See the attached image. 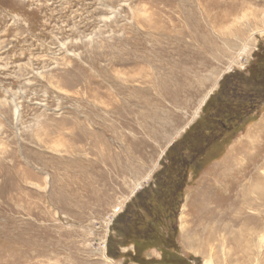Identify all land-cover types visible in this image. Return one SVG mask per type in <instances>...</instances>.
Returning <instances> with one entry per match:
<instances>
[{
	"label": "rangeland",
	"instance_id": "rangeland-1",
	"mask_svg": "<svg viewBox=\"0 0 264 264\" xmlns=\"http://www.w3.org/2000/svg\"><path fill=\"white\" fill-rule=\"evenodd\" d=\"M263 30L264 0H0V264H264Z\"/></svg>",
	"mask_w": 264,
	"mask_h": 264
},
{
	"label": "bare ground",
	"instance_id": "bare-ground-1",
	"mask_svg": "<svg viewBox=\"0 0 264 264\" xmlns=\"http://www.w3.org/2000/svg\"><path fill=\"white\" fill-rule=\"evenodd\" d=\"M258 32V31H257ZM260 33H264V30L263 31H259ZM245 49V48H244ZM240 52H242V51H240ZM223 75V74H222ZM221 76V75H220ZM222 77V76H221ZM215 85V84H214ZM218 85V84H217ZM214 88H215V86L214 87H212L209 91H208V93L205 95V97L203 98V100H202V102H201V104H200V107L198 108V110H197V114H198V112H199V110H201L202 108H203V106L205 105V103H206V101L208 100V98H209V96L212 94V92H213V90H214ZM216 89V88H215ZM197 118V117H196ZM192 120H195V118H193ZM189 121V123H187L186 124V126L184 127V128H182V130L180 131V133H183L184 131H185V129L191 124V123H193V121ZM187 130V129H186ZM180 133H178L177 135H180ZM177 138V137H176ZM165 152L166 151H164L163 153H162V155H164L165 154ZM152 171V170H151ZM154 171V170H153ZM140 186H141V183H139V184H137V186L135 187V189H133L134 191L132 192V194H134L135 192H136V190L137 189H139L140 188ZM126 199H130V198H126ZM128 202V201H127ZM126 202V203H127ZM126 203H124L123 205H121V207L119 208V210L117 211V213L119 212V211H121L122 210V208L125 206V204ZM120 215V214H119Z\"/></svg>",
	"mask_w": 264,
	"mask_h": 264
},
{
	"label": "trees",
	"instance_id": "trees-1",
	"mask_svg": "<svg viewBox=\"0 0 264 264\" xmlns=\"http://www.w3.org/2000/svg\"><path fill=\"white\" fill-rule=\"evenodd\" d=\"M263 73H264V70H263Z\"/></svg>",
	"mask_w": 264,
	"mask_h": 264
}]
</instances>
